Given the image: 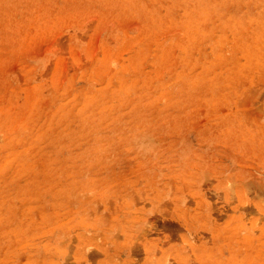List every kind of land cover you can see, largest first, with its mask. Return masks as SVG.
Returning a JSON list of instances; mask_svg holds the SVG:
<instances>
[{
  "label": "rangeland",
  "instance_id": "1",
  "mask_svg": "<svg viewBox=\"0 0 264 264\" xmlns=\"http://www.w3.org/2000/svg\"><path fill=\"white\" fill-rule=\"evenodd\" d=\"M0 264H264V0H0Z\"/></svg>",
  "mask_w": 264,
  "mask_h": 264
}]
</instances>
